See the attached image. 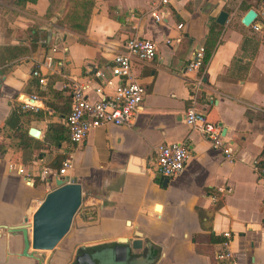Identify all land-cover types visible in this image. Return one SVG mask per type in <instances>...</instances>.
I'll return each instance as SVG.
<instances>
[{
    "label": "crops",
    "instance_id": "0c3cea01",
    "mask_svg": "<svg viewBox=\"0 0 264 264\" xmlns=\"http://www.w3.org/2000/svg\"><path fill=\"white\" fill-rule=\"evenodd\" d=\"M86 1L63 21L69 0H0V264H37L20 254V233L9 228L54 188L65 158L62 178L81 185L85 212L49 264H74L88 247L135 237L142 243L131 251L134 264H212L223 231L234 264H264V178L252 163L264 138V0ZM249 9L256 17L245 26ZM131 36L156 45L152 60L132 65L144 88L135 118L72 143L65 116L73 84L89 100L112 93L111 58ZM198 48L211 50L203 78L185 68ZM188 107L220 126L230 158L185 123ZM163 142H182L189 153L170 178L154 169Z\"/></svg>",
    "mask_w": 264,
    "mask_h": 264
},
{
    "label": "built area",
    "instance_id": "2783aa9c",
    "mask_svg": "<svg viewBox=\"0 0 264 264\" xmlns=\"http://www.w3.org/2000/svg\"><path fill=\"white\" fill-rule=\"evenodd\" d=\"M166 2L167 0H158V4ZM151 14L155 22L161 19L156 10ZM253 28L257 29L256 26ZM155 54L156 45L152 40L131 36L124 42L122 51L115 53L111 58L109 66L111 78L117 79L112 93H100L97 99L89 100L84 92L85 86L73 84L70 92V109L65 116L69 140L72 143L82 142L92 129L108 124L129 125L132 123L144 94L143 86L137 82L132 73V65L134 62L152 60ZM202 54L203 48L195 50L193 58L185 67L187 71H198ZM31 73L38 78L39 83L44 82L36 70ZM107 83L111 84L110 81ZM23 104L25 108H34V105L30 103ZM184 121L190 128L196 129L210 143L211 148L220 150L226 158L231 157V151L223 141L220 126L209 120L203 112L188 107L184 113ZM261 151V156L255 158L252 163L259 176L264 178V138L261 142ZM188 156V150L182 142L159 143L154 150L156 174L163 178L179 174ZM70 165L68 158L63 159L60 167L53 173V178H62ZM15 171L21 173L22 169L15 168ZM220 235L221 240L213 254L212 264H234L230 250L231 234L229 231H223Z\"/></svg>",
    "mask_w": 264,
    "mask_h": 264
},
{
    "label": "water",
    "instance_id": "95a60500",
    "mask_svg": "<svg viewBox=\"0 0 264 264\" xmlns=\"http://www.w3.org/2000/svg\"><path fill=\"white\" fill-rule=\"evenodd\" d=\"M226 17L227 13L220 10L215 20L222 25ZM255 17L256 13L249 9L241 18V23L248 26L253 23ZM24 100L31 102V99ZM28 134L37 137L38 131L35 128H29ZM81 198L82 190L79 183L65 182L63 178L56 179L54 188L44 195L32 212L30 222L9 228V231L20 233L22 238L20 254L34 258L37 264H49L48 259H40L33 252L50 251L54 248L69 230L72 218L81 204ZM24 221H27L26 217ZM141 243L142 241L138 237L131 240L120 238L111 246H103L92 252L76 254L74 264H134L135 256L131 254V251L139 250ZM149 248L146 249L145 255L147 256ZM141 257L143 258V256ZM152 258L153 256H151Z\"/></svg>",
    "mask_w": 264,
    "mask_h": 264
},
{
    "label": "rangeland",
    "instance_id": "374dc122",
    "mask_svg": "<svg viewBox=\"0 0 264 264\" xmlns=\"http://www.w3.org/2000/svg\"><path fill=\"white\" fill-rule=\"evenodd\" d=\"M74 2H76V0H69V3L63 8V11H65V16H69V14L71 12H75L76 8L73 9L72 5L74 4ZM57 5V4H56ZM64 16V17H65ZM66 17L63 18L62 20L65 21ZM48 192V191H47ZM46 192V193H47ZM45 193V194H46ZM44 197V195H40L38 198H35L33 201H31V206H33V208L35 209L36 206L39 204V202L42 200V198ZM34 211V210H33ZM85 212L84 208H83V204H82V200H81V204L80 206L78 207L76 213L74 214L73 218H72V221H71V224H70V227H69V230L67 231V233L59 240V242L55 245V247L50 250V251H34L33 254L40 258V259H49L50 258V254L52 253V251L54 249H57L58 247H63V245L65 244L66 240L69 238V235H70V231L71 229L74 228L75 226V222L76 220L79 219V217L81 216V214ZM32 214V213H31ZM31 214H28L26 215L25 217L27 218V221H23V223H29L30 222V219H31Z\"/></svg>",
    "mask_w": 264,
    "mask_h": 264
},
{
    "label": "trees",
    "instance_id": "16d2710c",
    "mask_svg": "<svg viewBox=\"0 0 264 264\" xmlns=\"http://www.w3.org/2000/svg\"><path fill=\"white\" fill-rule=\"evenodd\" d=\"M29 1H34V0H29ZM87 1L86 0H76V2H74V4L72 5L73 9L74 8H77L78 6L84 8L85 7V4ZM84 6V7H83ZM74 14L71 12L69 14V16H65L66 17V21H69L71 20L70 18L73 16ZM63 17V18H65ZM81 18L85 19L84 22L81 21ZM86 18H87V10L85 12L84 15H80V18H79V21L76 22V23H73V26L76 28V29H80V30H83L84 29V25H85V22H86ZM69 23V22H68ZM215 25V24H214ZM210 54H211V50L208 49V48H203V54H202V57L200 59V66H199V69H198V74L199 75H202V78H203V74H204V70H205V66L208 62V59L210 57ZM209 120L213 121L211 118L207 117ZM214 122V121H213ZM92 215V214H91ZM103 247V246H102ZM91 248H94V247H88L86 250H89ZM97 248V246L95 247Z\"/></svg>",
    "mask_w": 264,
    "mask_h": 264
},
{
    "label": "flooded vegetation",
    "instance_id": "af4514ba",
    "mask_svg": "<svg viewBox=\"0 0 264 264\" xmlns=\"http://www.w3.org/2000/svg\"><path fill=\"white\" fill-rule=\"evenodd\" d=\"M101 248V246H99V248L97 247V248H91V249H89L90 251H95V250H97V249H100ZM89 251V252H90Z\"/></svg>",
    "mask_w": 264,
    "mask_h": 264
}]
</instances>
